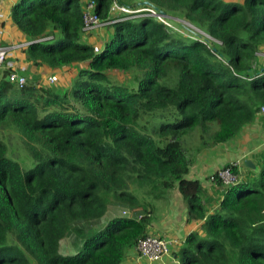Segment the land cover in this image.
<instances>
[{
	"label": "trees",
	"instance_id": "1",
	"mask_svg": "<svg viewBox=\"0 0 264 264\" xmlns=\"http://www.w3.org/2000/svg\"><path fill=\"white\" fill-rule=\"evenodd\" d=\"M92 1L102 21L114 1L131 9L145 2L213 42L138 17L103 27L112 35L95 52L84 42L85 0L12 6L11 22L30 43L26 62L78 73L64 91L39 83L37 70L19 89L7 80L12 69L0 70V130L17 131L34 162L22 169L0 140V264H121L150 235L151 219L99 221L111 206L146 216L147 198L171 190L188 221L203 222L174 254L179 264H264V156L245 178L235 163L223 166L238 177L230 187L209 182L212 173L220 197L206 200L201 182L186 178L184 145L196 131L197 152L225 144L263 113L264 0ZM69 235L74 253L61 254Z\"/></svg>",
	"mask_w": 264,
	"mask_h": 264
},
{
	"label": "crops",
	"instance_id": "2",
	"mask_svg": "<svg viewBox=\"0 0 264 264\" xmlns=\"http://www.w3.org/2000/svg\"><path fill=\"white\" fill-rule=\"evenodd\" d=\"M17 2L18 0H0V45L28 42L26 37L17 30L10 19L11 8ZM96 30L87 35L85 34L84 41L87 39V44L101 48L100 43H93V33ZM101 33H104L103 29H101ZM12 60L14 69L21 75L22 73H33L36 71L31 64L26 62L25 55L21 51L13 54ZM73 66L75 65L66 68L71 69ZM45 71L49 70L43 67L38 72L42 73L43 77H49L47 74L44 75ZM187 156L189 159H192V162L186 178L201 182V185L205 188L206 200L212 197L218 199L220 193L217 190L219 189L217 187L214 188L207 180L208 176L212 173L225 165L234 163L238 164L237 172L241 178L247 177L250 170L253 173L258 172L260 157L264 156V113L258 115L252 123L245 126L236 138L225 144L203 151H189L187 152ZM247 160L250 161L253 167H246L244 165ZM209 203L211 204V202ZM150 219L148 231L151 236L163 237L176 242L173 244L170 254L159 262L150 263L139 257L135 250H132L126 254L121 264H179L174 254L182 246L186 236L191 232L202 234L200 227L203 222L188 221L187 206L177 190L168 193L164 206H159L158 204L152 205ZM70 250L71 253L69 254H73L74 250Z\"/></svg>",
	"mask_w": 264,
	"mask_h": 264
},
{
	"label": "built area",
	"instance_id": "3",
	"mask_svg": "<svg viewBox=\"0 0 264 264\" xmlns=\"http://www.w3.org/2000/svg\"><path fill=\"white\" fill-rule=\"evenodd\" d=\"M95 6L96 4L92 0H85L84 2L82 30L85 34H89L96 29L103 28L107 25H111L125 19L138 18V17L153 18L157 22H160L171 29V25L169 21L170 19L168 20V18L161 16L158 10H156L151 6H142V7L138 6L137 9H131L119 5L114 1L110 8V16L106 21H102L98 17L96 12L94 11ZM199 33H201L204 37H206L207 39L213 42V40L209 38L207 35H205L203 32H199ZM201 42L206 44L203 41ZM29 44H30L29 42H23L19 44L0 45V70L12 69V72L8 75L7 80L11 84H14L19 89H22L24 86H26L27 84L26 78L20 75L19 73H17L14 69L13 63L7 62V60L13 57V54L15 52L22 50ZM94 51L98 52L99 47H95ZM47 80L50 84H53L57 82V77L50 76L48 77ZM262 112L264 113V109H262ZM233 166H238V164L235 163ZM214 173L215 175L212 174L209 177V182L211 183H215L216 180H219L226 187H230L238 183V177L235 173L232 172V168L222 167ZM119 208L121 209L120 210L121 215L116 216L115 218H124L129 220H136V221H139L144 217L150 218V214L146 216L143 214L138 215L135 214L134 211L129 207H119ZM175 243H176L175 241L163 237H154L149 235L139 240L134 250L138 253L139 257H141L142 259L147 260L150 263H155V262H159L164 257L168 256L171 252L173 244Z\"/></svg>",
	"mask_w": 264,
	"mask_h": 264
},
{
	"label": "rangeland",
	"instance_id": "4",
	"mask_svg": "<svg viewBox=\"0 0 264 264\" xmlns=\"http://www.w3.org/2000/svg\"><path fill=\"white\" fill-rule=\"evenodd\" d=\"M235 1V0H234ZM238 1H242V0H238ZM183 25H185V27L179 23H171V29L176 32L177 34H180L186 38H195L188 30L189 29H194L192 28L193 26L189 25L188 23L181 21ZM103 29V28H101ZM101 29H97L95 33H93V43H100V46H103L105 41H107L111 35H112V29L111 28H106L103 29L104 33H101ZM188 29V30H187ZM199 31V30H197ZM201 32V31H199ZM90 36V35H89ZM196 39V38H195ZM84 42H88V40L86 39ZM99 47V46H97ZM21 51V50H20ZM18 51V52H20ZM15 52L14 54L18 53ZM13 59V57H11ZM264 66V55L260 56V59H258V63H257V67L258 66ZM34 68V67H33ZM35 69V68H34ZM37 70V69H35ZM39 69L36 71L38 72ZM78 73V67L73 66V68L68 69V68H61V69H57V70H49V71H45V74H47V76H56L57 77V82L50 84L48 82V77L44 76L43 74L40 73L41 77H37V81L39 83L45 84L47 86H54L57 88H62V90L67 91L71 85L73 80L76 78V75ZM37 74V73H36ZM49 74V75H48ZM22 75L28 79L30 77V74L25 75L24 73H22ZM29 75V76H28ZM117 78L119 80L123 79V74H116ZM44 79H43V78ZM124 77L128 78L129 76L125 75ZM35 78V77H34ZM157 123L153 122V125H156ZM191 136V135H190ZM0 140H2L4 143H6L7 145V153H8V157L15 160L16 162H18L20 164V166L22 167V169L28 171L30 169L33 168L34 162L32 160L31 155L29 154V151L25 145V142L23 141V139L20 137V135L18 134L17 131H15L14 129L11 128H4L2 130H0ZM184 145L187 149L186 152L189 151H196L198 145H199V135L198 132H193L191 137H185V142ZM189 150V151H188ZM206 150V149H204ZM203 151V150H202ZM209 177V176H208ZM129 190L134 193L135 195H137L139 198L141 197V193L140 191L136 188L135 185H129ZM173 191V190H171ZM169 191V192H171ZM167 192L165 195H163L160 198H155V196H150L147 198V205L149 207L152 208V205H159V206H164L166 203V196L168 195ZM185 203V202H184ZM186 205V203H185ZM187 206V205H186ZM122 206H111L108 208V211L105 213V215L102 217V219L99 221V225L98 226H104L106 225V223L111 220L112 217L115 216H119L120 214V208ZM97 226V227H98ZM94 227V224L93 226ZM61 248H60V252L61 254H66L68 255L69 253H71L70 249L74 250V248H76L73 243V237H71V235L67 236L66 238H64L61 241ZM30 260V264H36L35 260H33L32 258L29 257Z\"/></svg>",
	"mask_w": 264,
	"mask_h": 264
},
{
	"label": "water",
	"instance_id": "5",
	"mask_svg": "<svg viewBox=\"0 0 264 264\" xmlns=\"http://www.w3.org/2000/svg\"><path fill=\"white\" fill-rule=\"evenodd\" d=\"M138 6L139 7H142V6H149L147 3H145V2H142V3H139L138 4ZM159 14L161 15V16H163V17H166V18H169V17H167L165 14H164V12H162V11H160L159 12ZM177 22H179V24H181V25H183L182 24V22L181 21H179V20H176ZM184 27H185V25H183ZM193 28V27H192ZM188 30V29H187ZM192 35H194L195 37H197L200 41H203V42H205V43H207V44H209V45H211L212 44V41H210L209 39H207L206 37H204L201 33H199L196 29H189L188 30ZM244 165L246 166V167H253L252 166V164L250 163V161H246L245 163H244Z\"/></svg>",
	"mask_w": 264,
	"mask_h": 264
}]
</instances>
